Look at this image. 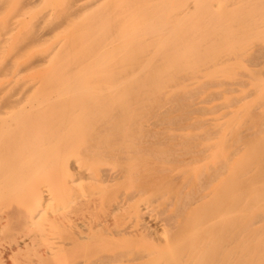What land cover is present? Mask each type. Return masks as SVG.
Returning a JSON list of instances; mask_svg holds the SVG:
<instances>
[{
    "label": "rangeland",
    "instance_id": "rangeland-1",
    "mask_svg": "<svg viewBox=\"0 0 264 264\" xmlns=\"http://www.w3.org/2000/svg\"><path fill=\"white\" fill-rule=\"evenodd\" d=\"M71 1L0 5V211L66 264H264V0Z\"/></svg>",
    "mask_w": 264,
    "mask_h": 264
},
{
    "label": "bare ground",
    "instance_id": "bare-ground-1",
    "mask_svg": "<svg viewBox=\"0 0 264 264\" xmlns=\"http://www.w3.org/2000/svg\"><path fill=\"white\" fill-rule=\"evenodd\" d=\"M24 1V0H23ZM32 1V0H31ZM82 0H72L71 5L69 8V14L77 15L82 10L84 11L87 9L91 4H86L83 7H77V3ZM203 1V0H202ZM22 2V1H21ZM29 2V1H28ZM2 3V0H0V5ZM6 4V2H5ZM93 4H98L93 3ZM21 5V4H20ZM94 5V6H95ZM1 7V6H0ZM5 7V5H4ZM9 8V7H8ZM87 14V13H86ZM182 13L179 12V15ZM69 15V16H70ZM85 15V14H84ZM16 16V15H15ZM23 17V16H22ZM73 17V16H72ZM70 19V18H69ZM80 20V19H79ZM10 21V20H9ZM78 21V20H77ZM76 21V22H77ZM75 22V23H76ZM103 22V21H102ZM34 23V22H33ZM74 23V22H73ZM99 23V22H98ZM56 24V23H55ZM67 24V23H66ZM257 24V23H256ZM100 26V25H99ZM9 27V26H8ZM52 28V27H51ZM56 28V27H55ZM53 28V29H55ZM71 27H69L70 29ZM48 31V30H47ZM8 32V31H7ZM6 32V33H7ZM207 32V31H206ZM101 33V32H100ZM34 36L32 37V42L37 41L40 39V36H38L36 33H33ZM116 43V42H115ZM205 43V42H204ZM39 44V43H38ZM109 44V43H108ZM107 44V45H108ZM57 45V44H56ZM103 45V44H102ZM209 45V44H208ZM231 46V45H230ZM111 47V46H110ZM102 48V47H101ZM103 49V48H102ZM254 50V49H253ZM86 55V54H85ZM89 56V54H88ZM87 57V56H86ZM9 62V61H8ZM33 63V62H32ZM8 65V64H7ZM3 69V68H2ZM1 70V69H0ZM184 70V69H183ZM187 77V76H186ZM199 78V77H198ZM13 79V78H12ZM3 80V79H1ZM221 84V83H220ZM179 85V84H178ZM21 87V86H19ZM160 88V87H159ZM158 88V89H159ZM21 89V88H20ZM31 89V88H30ZM14 92V91H13ZM28 92V90H27ZM11 95V93H10ZM252 95V94H251ZM13 99V98H12ZM7 101V100H6ZM52 101V100H51ZM28 102V101H27ZM46 102V101H45ZM21 103V101H20ZM15 104V103H13ZM29 104V103H28ZM31 104V103H30ZM19 105V104H18ZM22 108V107H21ZM34 109V108H32ZM14 111V110H13ZM15 112V111H14ZM25 112V111H24ZM162 112V111H161ZM12 113V112H11ZM23 113V111H22ZM182 113V112H181ZM13 114V113H12ZM9 115V114H8ZM11 115V114H10ZM14 115V114H13ZM12 115V116H13ZM213 115V114H212ZM157 116V115H156ZM174 116V115H173ZM6 117V116H5ZM14 117V116H13ZM14 119V118H13ZM3 120V119H2ZM1 120V121H2ZM10 121V120H9ZM11 124V123H10ZM248 124V123H247ZM13 125V124H12ZM15 125V124H14ZM13 125V126H14ZM260 126V125H259ZM5 129V128H4ZM253 131V130H252ZM4 132V131H2ZM9 132V130H7ZM19 130H11L6 136H4L2 139L0 138V188L2 184H4L7 180L8 167L4 164L6 161L8 154L13 151L12 145L15 144V136ZM151 132V131H150ZM249 133V132H248ZM242 137V136H241ZM177 139V138H176ZM227 140V139H226ZM5 141V145L3 144ZM180 141V140H179ZM232 144V143H231ZM159 145V144H158ZM164 146V145H163ZM148 150V149H147ZM136 153V152H134ZM152 153V152H151ZM188 153V152H187ZM150 154V153H149ZM156 154V153H155ZM148 156V155H147ZM197 157V156H196ZM199 157V156H198ZM112 158V157H111ZM79 161V160H78ZM127 161V160H126ZM197 161V160H196ZM116 162V161H115ZM163 162V161H162ZM72 163V162H71ZM74 163V162H73ZM185 164V163H184ZM194 164V163H193ZM220 164V163H219ZM72 164L68 163L66 167V172H71V166ZM75 166V165H74ZM222 166V165H221ZM220 167V166H219ZM75 168V167H74ZM137 168V167H136ZM254 168V167H253ZM223 170V169H222ZM188 171V170H187ZM212 173V172H211ZM210 173V175H212ZM220 175V174H218ZM87 176V175H86ZM223 176V175H222ZM131 178V177H130ZM221 178V177H220ZM138 179V178H137ZM202 179V178H201ZM207 179V178H206ZM217 179V178H216ZM215 179V180H216ZM94 181V180H93ZM203 182V181H202ZM214 183V182H213ZM87 186V185H86ZM213 189V188H212ZM41 190H43L41 188ZM229 193V192H228ZM204 200V199H203ZM98 201V200H97ZM126 203V202H125ZM79 205V204H78ZM49 206V205H48ZM144 206V205H143ZM74 208V207H73ZM50 209V208H49ZM95 209V208H94ZM156 209V208H155ZM73 210V209H72ZM164 210V209H163ZM48 211V210H47ZM153 211V210H152ZM175 212V211H174ZM53 213V212H52ZM49 214V213H48ZM51 215V214H50ZM55 215V214H54ZM53 215V216H54ZM64 215V214H63ZM152 215V214H151ZM157 215V214H156ZM80 216V215H79ZM37 217L40 216H35ZM42 217V216H41ZM47 217V215H46ZM70 218V217H69ZM73 218V217H72ZM144 218V217H143ZM49 219V218H48ZM41 220V219H40ZM39 220V221H40ZM122 220V219H121ZM38 221V222H39ZM42 221V220H41ZM61 221V220H60ZM37 222V221H36ZM75 222V221H74ZM78 222V221H77ZM34 213H27L26 211L23 212L22 215H18L15 212H7V211H0V264H66V257L68 253V248L70 244H67V242L62 239L60 241L59 245H56V247H50V243H48V235L49 232L46 230H41L38 233H34ZM66 224V223H64ZM68 224V223H67ZM77 224V223H76ZM146 224V223H145ZM144 225V224H143ZM163 225V224H162ZM45 226V225H44ZM110 226V225H109ZM112 226V225H111ZM166 226V225H165ZM62 227V226H61ZM113 228V227H112ZM165 228V227H164ZM92 229V228H91ZM117 229V228H116ZM115 229V230H116ZM160 229V228H159ZM129 230V229H128ZM163 230V229H162ZM169 230V229H168ZM143 232L146 233L147 230L145 228L142 229ZM75 232V231H74ZM106 232V231H105ZM165 232V231H164ZM169 232V231H168ZM104 233V232H103ZM166 233V232H165ZM164 233V234H165ZM100 234V233H98ZM143 234V233H142ZM102 235V234H100ZM116 236L119 235V231L114 232H107L104 233L102 236ZM148 235V234H147ZM144 236V234H143ZM50 237V236H49ZM52 237V236H51ZM147 237V236H146ZM168 237V236H167ZM228 237V236H227ZM152 238V237H151ZM171 238V237H170ZM169 238V239H170ZM39 239V240H37ZM43 239V240H41ZM80 239H84L81 238ZM149 239V238H148ZM163 239V238H162ZM150 240V239H149ZM165 240V239H164ZM166 241V240H165ZM166 243H169L166 242ZM46 244V246H45ZM240 246V245H239ZM67 247V248H66ZM244 247V246H243ZM259 247V246H258ZM69 248V250H70ZM185 248V247H184ZM211 248V247H210ZM216 248V246H215ZM223 248V247H222ZM242 248V247H241ZM250 248V247H249ZM264 248V247H263ZM262 248V249H263ZM194 249V248H192ZM207 249V248H206ZM219 249V248H218ZM224 249V248H223ZM233 249V248H232ZM243 249V248H242ZM246 250V246L244 248ZM254 248H252L253 250ZM184 250V249H183ZM182 250V251H183ZM208 250V249H207ZM221 250V249H220ZM236 250V249H235ZM248 250V249H247ZM181 251V252H182ZM202 250L199 249V251H187L186 256L187 258L182 259H168L163 260L159 262H150V261H142L141 259L137 258L140 262L136 264H253L256 261H253L247 257V259L239 258V256L235 258H231V256L228 259H222L219 256L216 257H210L209 258H203L204 254L201 252ZM207 252V251H206ZM227 252V251H226ZM238 252V251H237ZM253 252V251H251ZM250 252V253H251ZM262 252V251H261ZM214 253V251H213ZM217 253V252H216ZM220 253V252H219ZM232 253V252H231ZM234 253V252H233ZM236 253V252H235ZM244 253V251H243ZM246 254L248 252H245ZM255 253V252H254ZM184 254V253H183ZM210 254V253H209ZM262 254V253H261ZM202 255V257H200ZM206 255V254H205ZM211 255V254H210ZM208 255V256H210ZM214 255V254H213ZM218 255V254H217ZM230 255V254H229ZM232 255V254H231ZM236 255V254H235ZM240 255V254H239ZM243 255V254H242ZM241 255V256H242ZM245 255V254H244ZM243 255V256H244ZM250 255V254H249ZM255 255V254H254ZM59 256V257H58ZM222 256V255H221ZM240 256V257H241ZM251 256V255H250ZM249 256V257H250ZM223 257V256H222ZM256 259H258V256ZM114 258V257H113ZM116 258V257H115ZM249 259V260H248ZM111 261H114L111 259ZM111 261H95V264H113ZM259 262V261H258ZM117 264V263H116ZM131 264V263H129ZM255 264V263H254ZM259 264V263H258Z\"/></svg>",
    "mask_w": 264,
    "mask_h": 264
}]
</instances>
